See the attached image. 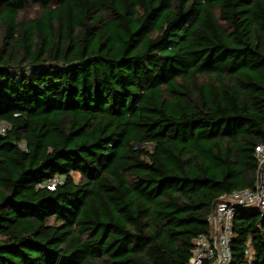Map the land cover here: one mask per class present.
Returning a JSON list of instances; mask_svg holds the SVG:
<instances>
[{
    "label": "trees",
    "instance_id": "obj_1",
    "mask_svg": "<svg viewBox=\"0 0 264 264\" xmlns=\"http://www.w3.org/2000/svg\"><path fill=\"white\" fill-rule=\"evenodd\" d=\"M3 125L0 264H189L255 186L264 0H0ZM231 246L264 264V214Z\"/></svg>",
    "mask_w": 264,
    "mask_h": 264
},
{
    "label": "built area",
    "instance_id": "obj_2",
    "mask_svg": "<svg viewBox=\"0 0 264 264\" xmlns=\"http://www.w3.org/2000/svg\"><path fill=\"white\" fill-rule=\"evenodd\" d=\"M5 130V125L0 131ZM258 166L253 189L236 190L223 196L208 217L209 233L195 239L189 264H230L235 214L238 209H255L264 214V145L255 147ZM248 252V251H247Z\"/></svg>",
    "mask_w": 264,
    "mask_h": 264
},
{
    "label": "rangeland",
    "instance_id": "obj_3",
    "mask_svg": "<svg viewBox=\"0 0 264 264\" xmlns=\"http://www.w3.org/2000/svg\"><path fill=\"white\" fill-rule=\"evenodd\" d=\"M74 175H75V177L77 178V179H79V174H77V173H74Z\"/></svg>",
    "mask_w": 264,
    "mask_h": 264
}]
</instances>
